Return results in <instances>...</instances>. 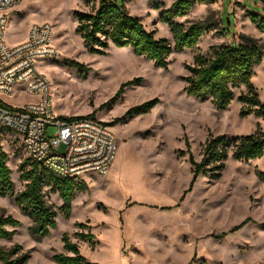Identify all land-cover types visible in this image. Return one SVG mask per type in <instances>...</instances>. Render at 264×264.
I'll return each instance as SVG.
<instances>
[{
	"label": "rangeland",
	"instance_id": "obj_1",
	"mask_svg": "<svg viewBox=\"0 0 264 264\" xmlns=\"http://www.w3.org/2000/svg\"><path fill=\"white\" fill-rule=\"evenodd\" d=\"M175 1L124 3L130 15L173 45V33L160 15ZM90 10L92 5L86 6L83 0H23L10 15L5 39L14 45L33 23L53 26L60 56L37 61L38 70L52 81L53 110L67 118L94 114L115 123L110 126L118 140L116 158L107 174L84 175L77 182L84 189L75 192L69 217L60 211L62 199L57 190L44 186L46 202L57 211V224L40 239L30 234L32 220L15 196L0 194V215L20 221L15 234L0 239V245L6 249L21 245L30 256L26 264H58L54 255H70L64 249V234L78 244L88 261L97 264H264V184L258 175L264 172V154L238 161L230 147L221 176L200 174L192 187L189 160L190 154L197 161L202 159L211 134L233 140L257 129L264 132V117L241 115L238 96L246 92L244 87L235 90L226 110H219L210 100L189 95L183 80L186 66L197 54L210 55L212 45L239 41L240 33L263 43L264 33L249 13L263 15L264 0H204L175 17L184 29L201 24L204 30L195 48L170 54L167 68L156 67L129 46L111 44L105 55L88 52L76 30L75 12ZM135 78L141 81L126 87L111 103L121 84ZM251 80L264 103V56ZM23 96L8 101L19 105L34 100ZM151 100L157 103L149 112L128 114ZM5 133L9 135L8 130ZM3 146L16 194L27 184L22 166L29 170L34 163L19 143H9L5 137ZM65 150V145L59 149ZM78 223L87 228H79ZM88 231L95 235L92 242L78 235Z\"/></svg>",
	"mask_w": 264,
	"mask_h": 264
},
{
	"label": "trees",
	"instance_id": "obj_2",
	"mask_svg": "<svg viewBox=\"0 0 264 264\" xmlns=\"http://www.w3.org/2000/svg\"><path fill=\"white\" fill-rule=\"evenodd\" d=\"M97 1L98 4L95 6ZM202 1L204 0H176L169 9L161 13V21L167 23L173 33V45L167 38H157L155 32L148 30L139 17L130 15L124 0H83L86 6L92 5V10L75 12L78 20L76 30L90 53L105 55L111 44L118 47L129 46L136 54L152 60L156 67L167 68L170 54L173 51L181 52L187 48H195L204 30L201 24H193L184 29L182 24L174 21V18L185 15L197 2ZM249 17L264 33V14L252 12L249 13ZM225 30V33H228L227 27ZM210 50V55L197 54L194 62L186 66L188 73L183 77L185 91L202 101L210 100L219 110H226L235 98V90L244 87L246 92L238 96V100L242 103L241 115L254 113L264 117V103L251 80L256 65L263 59L264 42L260 43L249 34L240 33L239 41L212 45ZM73 64L83 67L77 62ZM140 81L141 78H135L121 84L110 102H115L126 87ZM156 103L157 100L144 102L131 108L128 114L147 113ZM87 116L94 117V114ZM60 118L70 119L63 116ZM71 118H80V116ZM124 118L125 116L117 121ZM230 147L235 160L248 161L260 158L264 154V132L257 129L251 134L233 140L224 135L211 134L201 151L200 161L195 160L190 154L189 160L193 172L190 187L200 174L211 173L213 177L219 178L226 166L225 161ZM33 163V167L29 170H25L22 166L21 176L27 184L23 191L15 194V184L11 177L12 171L7 164V155L1 152L0 194L15 196L17 205L32 220L30 234L40 239L49 235L57 224V211L46 202L44 186H52L57 190L62 199L60 211L66 217L71 214L75 192L84 189V186L72 179H56L52 174L42 170L37 163ZM258 175L264 184V172H259ZM18 226H20L18 219L11 215H0V239H10ZM77 226L87 228L85 223H78ZM78 235L89 242L95 238L91 231L81 232ZM62 241L64 249L71 254L54 255V260L58 264H97L88 261L80 252L78 244L72 242L68 234H64ZM29 257L19 244L11 249L0 245V264H26Z\"/></svg>",
	"mask_w": 264,
	"mask_h": 264
},
{
	"label": "built area",
	"instance_id": "obj_3",
	"mask_svg": "<svg viewBox=\"0 0 264 264\" xmlns=\"http://www.w3.org/2000/svg\"><path fill=\"white\" fill-rule=\"evenodd\" d=\"M22 1L0 0V153L6 152V137L9 143H19L33 162L56 179L80 181L84 175L107 174L118 150L112 127L93 116L60 118L53 110L52 81L37 68L38 60L60 56L53 26L33 23L23 41L6 42L10 12ZM18 95L34 100L19 105L8 101ZM62 145L64 152L59 151Z\"/></svg>",
	"mask_w": 264,
	"mask_h": 264
},
{
	"label": "crops",
	"instance_id": "obj_4",
	"mask_svg": "<svg viewBox=\"0 0 264 264\" xmlns=\"http://www.w3.org/2000/svg\"><path fill=\"white\" fill-rule=\"evenodd\" d=\"M19 5H20V4H19ZM19 5H17L15 8H13V9L11 10L10 15H11V13H12L13 10H16V9H17V7H18ZM28 29H29V28H28ZM27 33H28V30H27V32H26V35H25L24 39L26 38ZM24 39H23V40H24ZM23 40H21V41H23ZM17 43H18V42H17ZM15 44H16V43H15Z\"/></svg>",
	"mask_w": 264,
	"mask_h": 264
}]
</instances>
